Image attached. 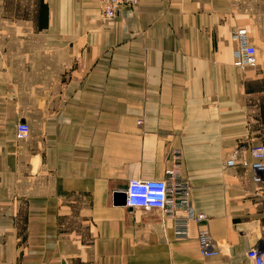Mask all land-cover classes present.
Here are the masks:
<instances>
[{"label": "crops", "instance_id": "0c3cea01", "mask_svg": "<svg viewBox=\"0 0 264 264\" xmlns=\"http://www.w3.org/2000/svg\"><path fill=\"white\" fill-rule=\"evenodd\" d=\"M261 129L264 0H139L108 21L97 0H0V264H247L264 185L240 160ZM174 150L208 217L189 237L122 192ZM204 226L217 255L199 253Z\"/></svg>", "mask_w": 264, "mask_h": 264}, {"label": "built area", "instance_id": "2783aa9c", "mask_svg": "<svg viewBox=\"0 0 264 264\" xmlns=\"http://www.w3.org/2000/svg\"><path fill=\"white\" fill-rule=\"evenodd\" d=\"M100 5L101 16L105 21L115 18L121 7H133L139 0H97ZM232 38L237 45L233 51V64L240 69L253 65L256 62L257 49L251 43L244 27L236 28ZM140 122V120H138ZM30 136V127L25 121L15 124V139L22 141ZM251 160L241 159L240 164L249 168L253 173L255 183L264 185V142H258L250 148ZM180 153L174 150L170 166L164 169V176L160 179L132 178L122 192L125 196V205L130 208L156 210L162 218H171L177 235L189 237L190 224L199 225L208 219L203 212H195L191 206V185L189 179L182 174L180 167ZM236 164V155L233 154L225 161V166ZM199 253L203 257L217 255L220 250L209 235L206 226L196 233ZM247 264H264V221L258 230V239L245 252Z\"/></svg>", "mask_w": 264, "mask_h": 264}, {"label": "rangeland", "instance_id": "374dc122", "mask_svg": "<svg viewBox=\"0 0 264 264\" xmlns=\"http://www.w3.org/2000/svg\"><path fill=\"white\" fill-rule=\"evenodd\" d=\"M258 136H259L258 142H264V130L263 129H261V133Z\"/></svg>", "mask_w": 264, "mask_h": 264}]
</instances>
